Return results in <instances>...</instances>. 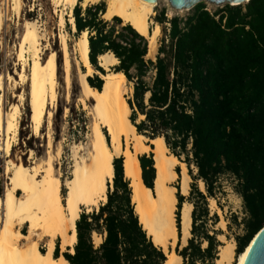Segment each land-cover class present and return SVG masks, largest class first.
Instances as JSON below:
<instances>
[{
  "label": "trees",
  "instance_id": "trees-1",
  "mask_svg": "<svg viewBox=\"0 0 264 264\" xmlns=\"http://www.w3.org/2000/svg\"><path fill=\"white\" fill-rule=\"evenodd\" d=\"M105 11L104 2L72 8L76 32L88 33L91 65L105 73L97 59L114 54L118 63L113 70L133 83L127 103L137 132L150 139L163 137L170 152L186 163L191 178L204 182L206 195L192 183L195 199L187 198L193 205L192 236L176 249L182 264H214L219 257L223 244L205 222L207 197L214 196L221 174L236 179L247 213L244 233L234 236L236 254L242 253L264 225V0L226 3L213 12L199 2L186 17L169 19L162 9L155 20L169 23L162 27L168 30V41L161 40L155 60L146 59L149 42L144 35L131 24L116 28L122 19L114 16L109 23L102 18ZM99 76H88L87 81L101 90L104 81ZM139 115L144 117L137 122ZM138 160L143 183L153 189V153ZM113 168V189L106 202L90 215L80 214L74 252L66 250L63 257L69 264H165L163 249L151 240L135 211L122 155H115ZM176 171L180 174L178 167ZM176 195L181 207L184 196ZM177 228L180 234L179 222ZM93 233L102 236L99 245H94ZM59 246L56 239L55 258Z\"/></svg>",
  "mask_w": 264,
  "mask_h": 264
},
{
  "label": "bare ground",
  "instance_id": "bare-ground-1",
  "mask_svg": "<svg viewBox=\"0 0 264 264\" xmlns=\"http://www.w3.org/2000/svg\"><path fill=\"white\" fill-rule=\"evenodd\" d=\"M78 1L56 0L59 4L70 6L71 9ZM98 1L82 0L81 4L86 7ZM158 1L148 3L145 0H106L107 9L103 15L107 20L118 16L124 24H131L144 35L149 42L147 57L155 54L156 40L161 32L158 22L154 29L149 28V24L152 23L150 16L154 14V7ZM223 3L225 2L218 4ZM11 4L22 8V0H1L0 33L6 22L11 20ZM170 6L179 12L189 8ZM189 6L191 7L192 4ZM37 22L27 19L23 22V34L18 44V57L22 61V70L15 73L19 76L20 82L29 87L32 127L40 130L48 119V151L46 158L33 160L30 165L25 164L21 155L16 156L15 160L11 158L10 151L18 140L22 116L21 104H24L22 102L26 99V95L15 93L14 96L19 97L21 104L19 102L7 105L5 91L8 83L13 81V77L0 73V151L4 152L7 159L4 172L8 177L4 193L0 196V264H69L62 255L57 258L53 256L55 240L60 238L62 250L74 252L73 246L77 240L76 220L80 216L82 207H86L90 212L93 208L98 209L100 203L107 200L108 184L113 182L115 155L124 157V172L125 177L130 180L132 202L145 231L154 243L163 249L167 256L165 264H181L182 257L175 251V246L178 241L181 247L185 246L191 236L193 205L184 202L178 207L176 193L180 192L182 195L189 193L191 176L187 165L169 152L163 137L151 139L153 145L151 147L146 142L147 137L137 132L131 122V109L127 103L133 91L132 85L128 84L130 82L123 72L111 68L118 63L113 53L99 56V65L103 66L107 73H101L93 68L88 56L87 31H84L77 40L74 61L82 87L80 99L84 107L89 110L91 117L90 133L86 142L73 143L71 176L62 179L61 171L56 165H61L63 144L60 141L54 149V112L49 108L50 99L58 97L60 58L51 48L50 43L46 47L42 44V41L48 40L49 35ZM65 22L61 14L59 25L63 27ZM73 28L76 30L74 20ZM60 37L62 56L66 63L70 64L72 59L67 38L64 34ZM50 49V53L44 57L43 51ZM94 73H99L104 81L101 90L91 87L87 81V77ZM18 82L16 81V84ZM67 96L69 97V92ZM67 112H69L68 108L65 109V113ZM149 151L154 152L157 170L153 189L143 183L138 160L139 155ZM32 154L33 151H30V156ZM177 167L180 169V174L176 171ZM63 188L66 189L64 195ZM201 188L205 189L202 180ZM178 222L180 234H178ZM23 225L28 226V233H23L19 229ZM263 229L264 227L255 234L248 247L238 255L235 254V241H228L220 246L217 263L242 264ZM101 241L102 238L97 239L98 244ZM41 242H44L46 248L44 252L40 250Z\"/></svg>",
  "mask_w": 264,
  "mask_h": 264
},
{
  "label": "rangeland",
  "instance_id": "rangeland-1",
  "mask_svg": "<svg viewBox=\"0 0 264 264\" xmlns=\"http://www.w3.org/2000/svg\"><path fill=\"white\" fill-rule=\"evenodd\" d=\"M81 2L82 0H79L78 4L80 5L81 9H83ZM100 2H104L105 8L107 9L106 0H99L97 3ZM203 3L206 5V8L211 12L215 11L217 8H220L224 4H226V3L211 4L208 2H203ZM0 5H1V0H0ZM192 8L185 10L183 12H179L173 10L165 0H159L156 6L154 7V14L150 16V20H152V23L149 24V28L154 29L156 24L155 17L156 15L159 14V12L162 9H164L165 15L167 19H169L173 16L186 17L191 12ZM71 11L72 9L70 8V6H65L62 3L59 4L56 2V0H22V8L21 6L19 7V5L11 4L10 6L11 20L6 22V26H4L2 32L0 33L1 34L0 35V41H1L0 73H4L7 76L11 75L13 77V81L8 83L6 87V91H5L6 104L8 105L9 103L20 102L19 97L14 96L15 93L17 95L23 93L24 95H26L25 96L26 99L22 102L24 104H21L20 102V104L22 105V116L19 124L18 140L16 143L13 144L12 149L10 151L11 153L10 156L13 160H15L16 156L21 155L25 161V164L27 165H30L31 162H33V160L46 158L48 151L47 142L49 135V124L47 119L42 129L38 130L32 127V123L30 120L31 108H30L29 96H28L29 87L27 84L20 82L19 76L16 74L17 72H20L22 70V61H20L18 57V51H19L18 44H19V38L23 34V22L25 19L38 21L37 23L40 26V28L49 35L48 40H46L47 42L42 41V44L44 45V47H46L47 44L50 43L51 48L54 49L59 55L60 59L58 63L59 72H58V86H57L58 97L57 99L54 98L50 99L51 104L49 108L54 112V117H53L54 149L60 141H62L63 144V153L61 157L62 159H60L61 165H56V167H58L61 171L62 179L71 176L70 173L72 171V163H73L71 159L72 157L71 154H72L73 143L79 141L81 142L87 141V135L90 133V121H91V117L88 113L89 110L84 107V103L80 99L82 87L80 86V82L78 78V70L76 69L77 66L74 60L76 57L75 48H76L77 40L80 38L82 33L78 34L76 30H74L73 28L74 18ZM61 14H63L66 20L63 27L59 25ZM103 19L106 18H104L103 16ZM108 21L109 23H112V19ZM121 25H124L123 20H121V23L118 24L116 28H119ZM160 26H161V32L156 40V48H157L156 52L155 54L146 57V59L155 60V56L157 54V50L161 40L164 39L165 43H167L168 41V38L166 36L168 30L164 31L162 30V27L164 26L168 28L169 23L165 22L162 25L160 24ZM61 34H64L67 38L68 49L72 59V62L70 64H67L64 56H62L63 53H62V41L60 37ZM50 51L51 49L44 50L43 56L46 57L50 53ZM97 62L99 63V58L97 59ZM115 65L111 66V68L113 69ZM27 68L28 70H30V67L28 65ZM81 68L85 70V68L82 65ZM103 69L105 73H107V70L104 67ZM96 74L100 75L99 73ZM153 74L154 72L152 71L149 72L146 79L151 81ZM93 75H95V73ZM16 81L19 82L16 84ZM128 82H130L128 84L133 85L132 81H128ZM68 92H69V97L67 96ZM130 97L131 95L129 96V98ZM66 108H68L69 111L67 113H65ZM141 118H142L141 115H139L136 121L138 122ZM146 142L151 147L153 146L150 138H147ZM30 151H33V154L31 156H30ZM150 153H153L154 155L153 151H149L148 155ZM6 160L7 159L5 157L4 152L0 151V196L4 193L5 186L8 183V177L4 172L6 168ZM191 169H192V174H195L196 169L194 165H191ZM112 183L110 182L108 184L109 188L107 190V193L113 189V185L112 188L110 187V184ZM192 183H194V185L206 195V190L205 189L203 190L201 188V179L193 180L191 178L189 193L187 195H183L184 202H188L187 200L188 197L195 199V196L190 194ZM213 191H214V196L207 197V207H208L209 215L205 222L206 228L208 229L209 233H215L216 239L221 244L224 245L228 241L234 242L235 235H241L244 233L243 221L244 219L247 218V213L244 210L242 198L240 197V195L236 190V179L231 174H221L215 183ZM62 194L63 195L66 194L65 188L62 189ZM105 202H101L100 205H102V203ZM97 210H98L97 208H93L92 211L88 212L86 207H82L80 214L85 213L87 215H90V213ZM214 215H216L217 218H215ZM19 229L23 233H28L27 225H23L19 227ZM93 235L94 238L92 239L94 240L93 243L95 242L94 245L95 244L99 245L97 243V239L102 238V236H100L97 233H93L92 236ZM59 242H60L59 248L60 250H62L60 238H59ZM204 246H205V242L202 243V247ZM176 249L178 250L182 249L181 244H179V246H175V251ZM40 250L43 252L46 251L44 242L40 243ZM235 257L237 258V256ZM233 263H235V260L233 261ZM214 264H218L217 261L216 262L214 261Z\"/></svg>",
  "mask_w": 264,
  "mask_h": 264
},
{
  "label": "water",
  "instance_id": "water-1",
  "mask_svg": "<svg viewBox=\"0 0 264 264\" xmlns=\"http://www.w3.org/2000/svg\"><path fill=\"white\" fill-rule=\"evenodd\" d=\"M145 1H147L148 3H151L152 1H155V0H145ZM165 1L168 3V5H173L176 7L177 6H179V7L186 6V7H189L188 9L194 7L199 2H215L217 4L220 2H225V3H228L229 5H240L242 3L248 2V0H165ZM191 4H192V6L190 7L189 5H191ZM98 65H99V63H98ZM155 178H156V172H155V177L153 179V185L155 182ZM165 257H166V259H165V261H166L167 256L165 255ZM165 261H164V263H165ZM242 264H264V229L260 232L257 239L255 240V242L251 246V248L248 251V253L244 259V262Z\"/></svg>",
  "mask_w": 264,
  "mask_h": 264
},
{
  "label": "crops",
  "instance_id": "crops-1",
  "mask_svg": "<svg viewBox=\"0 0 264 264\" xmlns=\"http://www.w3.org/2000/svg\"><path fill=\"white\" fill-rule=\"evenodd\" d=\"M90 5V4H89ZM88 6V5H87ZM85 7H83V9H84ZM103 18V17H102ZM98 57V56H97ZM103 68V67H102ZM96 74V73H95ZM98 75V74H97ZM90 77H94V75H91ZM100 77V76H99ZM147 156H149L148 155V153H145ZM140 156V155H139ZM110 187L112 188V184H110ZM102 204H104V203H102ZM64 251H66V250H64ZM64 251H62V250H59V255H62V253L64 252ZM54 252V251H53ZM63 256V255H62Z\"/></svg>",
  "mask_w": 264,
  "mask_h": 264
},
{
  "label": "built area",
  "instance_id": "built-area-1",
  "mask_svg": "<svg viewBox=\"0 0 264 264\" xmlns=\"http://www.w3.org/2000/svg\"><path fill=\"white\" fill-rule=\"evenodd\" d=\"M1 6V5H0ZM0 44H1V41H0Z\"/></svg>",
  "mask_w": 264,
  "mask_h": 264
}]
</instances>
